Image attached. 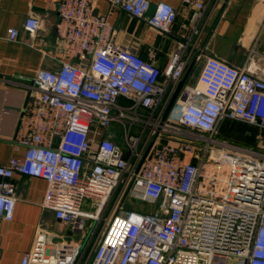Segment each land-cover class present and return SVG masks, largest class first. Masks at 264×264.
<instances>
[{"label":"built area","instance_id":"obj_1","mask_svg":"<svg viewBox=\"0 0 264 264\" xmlns=\"http://www.w3.org/2000/svg\"><path fill=\"white\" fill-rule=\"evenodd\" d=\"M108 2L135 17L149 8L147 0ZM57 9V37L65 57L75 60L33 78L38 92L14 138L23 155L0 164V217L13 218L15 173L44 179L42 206L63 224L96 220L93 232L125 175L140 200L157 206L113 213L92 247V233L82 243L38 228L19 264H264V145L217 136L225 119L264 129V68L254 63L255 51L240 67L205 55L197 81L182 85L163 118L183 77L185 45L161 69L115 44L113 25L93 13L92 0H59ZM174 19L166 2L148 16L162 31ZM40 24L30 15L23 28L33 35ZM18 35L8 27L5 39ZM114 124L123 143L104 136ZM86 198L93 212L81 209Z\"/></svg>","mask_w":264,"mask_h":264},{"label":"crops","instance_id":"obj_2","mask_svg":"<svg viewBox=\"0 0 264 264\" xmlns=\"http://www.w3.org/2000/svg\"><path fill=\"white\" fill-rule=\"evenodd\" d=\"M147 1L152 5L166 2L174 8L175 19L168 31L151 26L147 13L135 17L119 7H110L108 0H92V11L108 17L115 29V44L133 49L161 69L180 43L184 44L186 84L197 81L205 55L240 67L254 50V63L264 68V0ZM193 1H201L204 6L197 9ZM58 2L0 0V164L23 155L24 147L14 138L26 105L38 92L34 76L41 69H57L60 61L75 60L65 57L64 43L57 37ZM30 15L41 23L33 35L23 28L24 19ZM8 27L19 30L17 40L5 39ZM256 74L261 76L262 72ZM12 181L16 202L12 220L0 217V264H19L38 228L51 232L54 238L80 241L79 237H85L83 226L64 227L52 210L42 206L47 187L44 179L15 173ZM79 222L84 223V218Z\"/></svg>","mask_w":264,"mask_h":264},{"label":"rangeland","instance_id":"obj_3","mask_svg":"<svg viewBox=\"0 0 264 264\" xmlns=\"http://www.w3.org/2000/svg\"><path fill=\"white\" fill-rule=\"evenodd\" d=\"M219 133L222 136L228 138L227 141L236 144H244L251 148H260L264 145V129L254 127L243 121L229 120L225 122V127L221 128L219 130ZM104 136L123 143L120 127L116 124H114L111 128H108L105 131ZM126 179L127 177L125 175V177H123L119 181L117 188L113 192L111 198L108 200L102 210V213L100 214L98 226L95 228L94 232L93 229L97 221L89 218L84 219L82 233H85L86 235L85 237H79L82 243H85L92 233L89 246L92 247L93 243L101 237L102 231L106 227V224L109 222L110 215H112L113 213L125 214L130 210L142 213L154 211L157 204H150L140 200L138 198L139 191L133 186L132 178H129L127 183ZM91 202L92 201L88 198L84 199L81 209L84 211L93 212L95 209V205ZM63 226L67 227L66 224H64ZM72 233V229H69V234ZM67 239L78 241L76 239H70V237H67ZM86 256L87 253L85 254L82 262L86 260Z\"/></svg>","mask_w":264,"mask_h":264},{"label":"water","instance_id":"obj_4","mask_svg":"<svg viewBox=\"0 0 264 264\" xmlns=\"http://www.w3.org/2000/svg\"><path fill=\"white\" fill-rule=\"evenodd\" d=\"M154 8H155V5L149 4V8L147 10V14L149 16L153 13ZM184 82H185V76L178 82L177 87H176L174 93L172 94V96H171V98H170V100H169V102H168V104H167V106L165 108V111H164V114H163V118H165L167 113L169 112V110H170V108H171V106H172V104H173V102H174V100H175L180 88L184 84ZM56 141H57V139H56ZM162 143H165V140H162ZM55 239H59V238H55Z\"/></svg>","mask_w":264,"mask_h":264},{"label":"trees","instance_id":"obj_5","mask_svg":"<svg viewBox=\"0 0 264 264\" xmlns=\"http://www.w3.org/2000/svg\"><path fill=\"white\" fill-rule=\"evenodd\" d=\"M227 121H229L228 119H225V120H223L222 122H221V124H220V126H219V129H218V132H217V136L219 137V138H221V139H225V140H227L228 138H226L225 136H222L220 133H219V130L221 129V128H224L225 127V122H227ZM255 127V126H254ZM238 144V143H237ZM240 145H243V146H247V145H244V144H240ZM248 147V146H247Z\"/></svg>","mask_w":264,"mask_h":264}]
</instances>
